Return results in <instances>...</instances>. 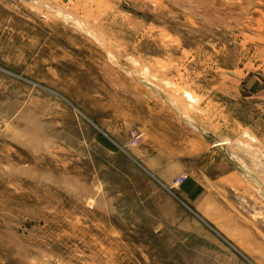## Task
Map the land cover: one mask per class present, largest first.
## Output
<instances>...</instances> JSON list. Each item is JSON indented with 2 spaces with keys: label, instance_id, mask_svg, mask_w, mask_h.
Instances as JSON below:
<instances>
[{
  "label": "rangeland",
  "instance_id": "1",
  "mask_svg": "<svg viewBox=\"0 0 264 264\" xmlns=\"http://www.w3.org/2000/svg\"><path fill=\"white\" fill-rule=\"evenodd\" d=\"M0 119V264H264V0H0Z\"/></svg>",
  "mask_w": 264,
  "mask_h": 264
},
{
  "label": "crops",
  "instance_id": "2",
  "mask_svg": "<svg viewBox=\"0 0 264 264\" xmlns=\"http://www.w3.org/2000/svg\"><path fill=\"white\" fill-rule=\"evenodd\" d=\"M180 125V123H179ZM182 125V124H181ZM178 126V132L179 134L181 133L182 135L178 137L177 139H180L185 143L184 151L183 153H177L175 152L173 148L172 142V136L171 133L173 131L170 129L168 130V134L165 135V138L163 137L162 139V144H161V162L154 163L150 161V155L149 154H143L138 156L144 165L152 172L155 174H158L159 178H163L164 181L170 182L174 178H166V176H162L161 173H165L167 171H171L168 168L174 163V160L171 162L170 158H173L174 155L177 157H181L180 155H183V157H196L201 160V169L200 173L206 172L207 166L216 163V158H217V149L218 147H223L222 145H209L203 137L200 135V133L195 132L191 127H187L186 124L182 126ZM154 130H156L154 128ZM182 130V131H181ZM165 134V131H164ZM166 150V151H163ZM209 156V160H211V163H208L207 161L204 160V158H207ZM204 160V161H202ZM232 160V159H231ZM225 172L223 175L219 177V179L215 182V184L222 186L221 184H231V180L234 176V172L232 169V164L229 162V164H225ZM178 167L179 169H176L175 172H185V169L182 168V164L180 161H178ZM208 179V178H207ZM210 183V182H209ZM216 185V186H217ZM205 188V185L202 181H200L197 177H187L186 181L181 185V190L182 193L186 196V199L192 203L198 202V199L200 198L202 193V189ZM254 189V188H253ZM208 219V218H206Z\"/></svg>",
  "mask_w": 264,
  "mask_h": 264
},
{
  "label": "bare ground",
  "instance_id": "3",
  "mask_svg": "<svg viewBox=\"0 0 264 264\" xmlns=\"http://www.w3.org/2000/svg\"><path fill=\"white\" fill-rule=\"evenodd\" d=\"M189 98H190V97H189ZM239 145H240V144H239ZM239 145H238V147H239L238 149H240V146H241V145H240V146H239ZM242 146H243V145H242ZM236 148H237V147H236ZM236 148H235V149H236ZM243 149H244V148H243ZM240 150H241V149H240ZM236 151H237V150H236ZM233 153H234V152H233ZM239 153H241V152H239ZM243 153H245V152H243ZM241 155H242V154H241ZM246 155H248V154H246ZM242 156H243V155H242ZM244 156H245V155H244ZM248 156H249V155H248ZM232 157H234V156H232ZM235 157H236V159L238 160L239 165L245 169L246 173H250V170H249L248 167H247V166H248V165H247L248 163H246L245 161H243V160H242L240 157H238L237 155H235ZM245 157L247 158V156H245ZM245 157H244V158H245ZM246 158H245V160H246ZM234 159H235V158H234ZM256 159H257V158H256ZM252 160H253V159H252ZM246 161H248V160H246ZM250 161H251V160H250ZM255 162H256V161H255ZM258 162H260V161H257V163H258ZM253 163H254V162H253ZM257 163H255V164H257ZM258 165H259V164H258ZM260 165H261V167L264 169V164H261V163H260ZM258 167H259V166H258ZM257 169H258V168H257ZM263 169H262V170H263ZM263 172H264V171H263ZM250 175H251V174H250Z\"/></svg>",
  "mask_w": 264,
  "mask_h": 264
},
{
  "label": "built area",
  "instance_id": "4",
  "mask_svg": "<svg viewBox=\"0 0 264 264\" xmlns=\"http://www.w3.org/2000/svg\"><path fill=\"white\" fill-rule=\"evenodd\" d=\"M1 128H2V120L0 119V129ZM131 137H132L133 144H136L137 141L140 139V137H138L135 132L131 134ZM185 180H186V177L181 176L179 179L176 180L174 186H180Z\"/></svg>",
  "mask_w": 264,
  "mask_h": 264
}]
</instances>
